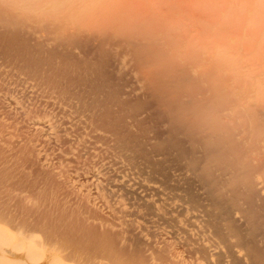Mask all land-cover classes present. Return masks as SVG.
Here are the masks:
<instances>
[{
	"label": "bare ground",
	"instance_id": "6f19581e",
	"mask_svg": "<svg viewBox=\"0 0 264 264\" xmlns=\"http://www.w3.org/2000/svg\"><path fill=\"white\" fill-rule=\"evenodd\" d=\"M44 257L264 264V0H0V264Z\"/></svg>",
	"mask_w": 264,
	"mask_h": 264
},
{
	"label": "rangeland",
	"instance_id": "374dc122",
	"mask_svg": "<svg viewBox=\"0 0 264 264\" xmlns=\"http://www.w3.org/2000/svg\"><path fill=\"white\" fill-rule=\"evenodd\" d=\"M9 249H11V247H9ZM11 250H12V249H11ZM47 254H48V253L44 254L43 256L48 257ZM43 256H42V258H43ZM45 257H44V259H43L42 262H35V263H37V264H43V262H45L46 259H47V258H45ZM40 259H41V258H40ZM39 261H41V260H39Z\"/></svg>",
	"mask_w": 264,
	"mask_h": 264
}]
</instances>
